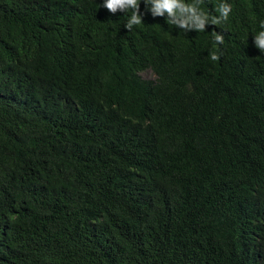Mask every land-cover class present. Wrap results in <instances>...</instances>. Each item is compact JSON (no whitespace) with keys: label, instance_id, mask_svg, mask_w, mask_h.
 Masks as SVG:
<instances>
[{"label":"trees","instance_id":"obj_1","mask_svg":"<svg viewBox=\"0 0 264 264\" xmlns=\"http://www.w3.org/2000/svg\"><path fill=\"white\" fill-rule=\"evenodd\" d=\"M224 2L0 0V264H264V0Z\"/></svg>","mask_w":264,"mask_h":264},{"label":"clouds","instance_id":"obj_2","mask_svg":"<svg viewBox=\"0 0 264 264\" xmlns=\"http://www.w3.org/2000/svg\"><path fill=\"white\" fill-rule=\"evenodd\" d=\"M145 11L149 12L153 18L166 17V22L185 32L196 31L204 32L208 25H219L222 21H227L231 12V5L224 2L220 3L216 8L219 16L209 17L199 7L202 0H193L192 3H185L184 0H143ZM141 0H103V7L111 14L118 11L127 13L131 10L132 15L128 19L124 27L131 31L134 25L142 23L143 17L140 13ZM259 33L254 36V46L261 54H264V21L260 22ZM216 44H222L224 37L222 34L213 33ZM212 61H217L219 56L215 53L210 54Z\"/></svg>","mask_w":264,"mask_h":264},{"label":"rangeland","instance_id":"obj_3","mask_svg":"<svg viewBox=\"0 0 264 264\" xmlns=\"http://www.w3.org/2000/svg\"><path fill=\"white\" fill-rule=\"evenodd\" d=\"M140 77L147 81H154V76L152 75L151 71H145L140 74Z\"/></svg>","mask_w":264,"mask_h":264}]
</instances>
